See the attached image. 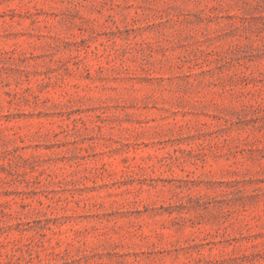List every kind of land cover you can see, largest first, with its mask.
I'll list each match as a JSON object with an SVG mask.
<instances>
[{
	"label": "rangeland",
	"instance_id": "374dc122",
	"mask_svg": "<svg viewBox=\"0 0 264 264\" xmlns=\"http://www.w3.org/2000/svg\"><path fill=\"white\" fill-rule=\"evenodd\" d=\"M0 264H264V0H0Z\"/></svg>",
	"mask_w": 264,
	"mask_h": 264
}]
</instances>
